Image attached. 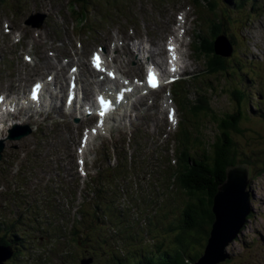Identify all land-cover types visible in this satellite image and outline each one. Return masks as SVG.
Instances as JSON below:
<instances>
[{
	"label": "rangeland",
	"instance_id": "rangeland-1",
	"mask_svg": "<svg viewBox=\"0 0 264 264\" xmlns=\"http://www.w3.org/2000/svg\"><path fill=\"white\" fill-rule=\"evenodd\" d=\"M57 1L63 8L62 12L67 14L68 11L65 10L66 8H68V6H66L65 4H69L71 0ZM159 1L161 0H140L138 1L137 7L134 4L129 7V11L131 10L130 14L132 16L135 14L136 16L140 17L141 15L139 13H149L146 17V22L152 24L155 23L156 25V27H154L153 29L152 39L151 34L146 31L147 25L145 22H143V25L140 28L139 25L133 27L128 24L125 18L121 17V22L126 32L139 39H149L152 42L151 44L155 45L159 49L158 51H156V53L158 52L159 56L164 59L167 55L166 44L168 43V49H171V51L173 47L174 41L171 39L172 34L170 33L175 32L179 36V34H181L182 32V28L178 27L180 18L185 20L183 30L186 31L185 28L189 29L190 34L188 35L186 33V36H184L183 38V45L181 44L182 48H180L186 53L196 52V54L194 56V61L188 60L187 58L184 59L186 65L183 69L184 71L186 70V68L192 69L193 72L197 65V70L199 69V72L205 73L203 74L204 76L201 75L200 80H197L198 77L194 79V82H196L197 84L195 90L199 92V96H205V107L211 109L214 115L218 117H221L227 113H234L237 110L238 105L236 103L237 101L230 95L229 92L233 88H238V90L243 93H245L244 89L252 90L253 92L250 94L248 93V95L253 96L252 98L253 100H255L254 93L257 91H262L264 89V6L261 8V11H257L250 8L252 7L250 6L251 4L245 3L242 8H234L233 12H231L232 6L227 7L225 5L226 10L231 12L229 15H227V19H225L224 15H216L220 12L219 6H217L215 17L214 14H210L214 25L221 26L223 31L233 43V51L230 57H224V59L229 61V63L226 64L230 65L229 70H231V72L229 74V71H226V73L230 76H226L225 78H223V76L221 75L213 76L208 74V72L211 71H209L206 67L207 60L209 56L210 59L213 58V54L216 53L215 50L212 49V53H210L208 57L204 53L200 52V43L203 45L205 44L202 41L207 39L206 37L210 35L211 27L213 24L210 23L204 25L203 23L208 18L207 14L209 13L207 12V10L204 8L206 14L202 16L203 20H201L196 14L193 15V12H195L197 8L191 5L190 0H171L172 3L169 5L162 4V6H157V3H159ZM218 1L221 7H223L224 3L222 2V0H217V4ZM256 2H258V4H260L259 7H261V4L264 3V0H256ZM18 4L20 6V12H23L29 6H33L32 10H34V14H42V12L45 11L42 7L39 6L37 8H34V4L31 3V0H19V3L17 2V0H9L8 2H5L4 6H2V8H4V11L0 12V32L1 27L5 22L10 23L12 16L9 12L15 11ZM46 4H43V7H45ZM139 6L141 7L140 9ZM62 12H60L59 14H61ZM181 12L185 13L187 17L184 14H180ZM248 12L250 14H248ZM135 15L133 16L134 19H136ZM60 18L61 16L58 17V20H60ZM54 22L57 23L56 20ZM60 24L61 29L65 30V32L68 33L67 28L70 26V22ZM215 28L216 27H214L213 31L215 30ZM104 32L105 31H103V34ZM103 34L101 36H98L99 40L103 38ZM65 37L68 40H66V42L62 40V47H64L69 53H73L75 47L73 44L71 45V37L69 35H66ZM168 37H170L169 42ZM12 39L13 37L9 38V42L7 44L3 43V41L0 42V48L10 49L9 47ZM140 42H142V40H139V43ZM194 48L199 51H195ZM89 50L90 52H92L93 50H95V48L93 46H90ZM171 51H169V53ZM156 59H158V56L153 55V60ZM131 70L133 71L134 77H136L138 73L141 72L135 67H132ZM197 72H195V76H197ZM186 74L187 76L185 77H182L181 75L176 76V81L184 82V90L188 87V84L189 86L193 85L192 80H189L188 82V77L192 73ZM234 74H236L238 78L235 77ZM176 84L177 83L169 86V88H164L161 91L150 93V97L152 98L153 102L158 103L161 99H163V101H168V96H170V101L177 110L175 96L173 95ZM182 85L183 83L180 84V87H182ZM256 100H258L257 97ZM143 102L145 104L148 103V101ZM254 105H256L255 102L248 103V106H252L253 110L257 111ZM243 107L244 106H242V108ZM262 109L264 110V107ZM199 115L200 113H197L196 117L190 116V123L188 124L190 137H192V132L196 137L199 133L204 135L203 138L205 141L211 142L212 139L210 137L214 136L215 127L213 124L206 122V115ZM261 115H263L264 117L263 113ZM248 116L249 118L246 122L239 123L238 127L240 128L241 133L239 135H235L234 140L236 141L235 149L237 151V156L242 160L249 158L253 161L251 163V171L249 170L250 168H247L249 171V182L247 184L249 186V190H247L246 188V191L249 192V199L247 202V210L249 209V212L245 217V220L238 234L227 245V247H225V252L228 253L231 257L230 262L222 264H264V172H261V170L264 169V122H261L259 120L260 117H257L256 115V117H254L249 113ZM181 117L182 113L179 112L177 121H179V119L181 121ZM57 123H59L60 126H63V120H60ZM44 131L45 134H47L49 140L52 141L54 139V133L56 131L53 129L52 124H50V126H48ZM151 133L155 134L154 132ZM132 139H136V137L134 136ZM105 142L107 145V150L112 153L113 147L111 145V140L106 138ZM170 142L173 143L174 140L172 142V139H170ZM57 143L61 142L58 141ZM191 144L192 151L198 149L193 141L191 142ZM26 147L28 148V151L30 153H36L37 157H40L41 154L47 153V151H49L48 148L41 149L40 147L37 148L32 145H26ZM95 147L96 143H94L92 149L94 150ZM72 150L77 153V146L73 145ZM181 151L183 152V148H181ZM86 153L89 167H98L100 158L97 155L101 154L106 157L107 154L105 151L97 149L95 151L96 158H93L91 157L92 154L87 151ZM54 168L55 171L59 170V166H54ZM2 171L8 172L7 169L0 167V172ZM168 174L169 171L165 172V181L168 179ZM43 176V183L45 184V186L52 187V184L49 183L50 176H47V174H44ZM25 182V179L20 180V183ZM176 197L183 198V196L180 195ZM179 200L180 199H175L176 202H178ZM176 202L174 203V205H169V200L164 199V205L166 206V208L162 210V216L168 218L169 220L167 221H169V223H175L177 225L180 220L178 211L182 207H177ZM83 209L86 211H92L91 201L86 202ZM2 214L8 216V211L7 213L5 211H2ZM20 217L21 215L19 217H14L15 221H9L7 219L9 222L4 223L3 226L14 224L16 230L24 231L27 226L23 225V222L19 220ZM30 217L31 218L29 219L34 220V218H36L37 216ZM38 218L49 223V220H44V218L49 219L47 218V216L39 215ZM134 218H137L140 224H134L133 221L136 220ZM125 219L127 220L126 222L128 224L125 222L120 223L116 227V229L113 230V232H121V234L127 233V235L129 236L132 235V239H139V241L133 242L131 240L130 242L124 238L120 243L118 241V244L113 247L114 250H109L110 246L107 245V241L90 244V239L87 237H83V243L81 244V246L74 247L72 245L69 249L73 251L80 258V260L85 261L87 264H140V262L147 255H150L151 257L157 256L156 263H158L157 260L163 258L161 254L165 249H174L171 248V246L176 245L174 233L176 231L179 232L177 227L173 226L175 227V229L173 230L172 226H167L168 223L163 221L162 226L160 224L157 225L156 228L160 229V231H158L155 226L152 225L151 220L145 221L141 214L137 216L136 211L127 213ZM0 221L4 222V218L1 217ZM83 223H88V219H86ZM50 224L54 226L53 222H50ZM164 227H168L170 229L169 234L163 230ZM31 229V232L34 235L32 234L28 237H24V239L28 241L27 244H29V248H27V250L29 252L26 251L27 254H25L21 246H18L16 243L11 241V249L16 253L14 254L13 260L10 259L4 264H26L25 257H30V253L35 252L37 250V246L44 247L45 244L39 245V240L35 236L36 231L34 230V228L31 227ZM83 229L84 232L87 231L88 225H83ZM96 231L97 233L100 232L99 234L101 236H103L104 231L112 232V230L103 228L97 229ZM7 232L8 230H5V233ZM78 237L81 238L80 235H78ZM52 240L53 239L50 238L48 242L52 243ZM85 244L87 245L86 248L83 247ZM8 248H10L9 245L0 247V257L3 256L6 251H9ZM196 250L200 251V248L196 246ZM61 252L65 253L67 252V250L61 249ZM81 263L82 262L80 261L79 264ZM69 264H74L73 260H70Z\"/></svg>",
	"mask_w": 264,
	"mask_h": 264
},
{
	"label": "bare ground",
	"instance_id": "bare-ground-1",
	"mask_svg": "<svg viewBox=\"0 0 264 264\" xmlns=\"http://www.w3.org/2000/svg\"><path fill=\"white\" fill-rule=\"evenodd\" d=\"M5 2H6L5 0L1 1V3H3V4L0 3L1 4L0 5V12L4 11V8H2V6H4ZM36 3L38 4L39 7L43 6L39 3L38 0ZM9 13H12V12H9ZM32 16H34L41 24L46 23L45 20L40 15L36 14V15H32ZM18 19L22 20L21 17H18ZM3 26L4 27H1L2 29L0 32V42L3 41V43L7 44L9 42V32H12L13 33V44L17 45L18 48L20 45H27L28 47L32 48L33 54L35 55V60H31V63H32L31 66H27V61L21 62L23 64V66L26 68L28 67L27 69L29 71H31V69H33L36 66L38 68L35 70V72H38V73L40 71L47 73V72L53 70L54 73L56 74L57 79H58V87H59L60 91H63V81H68V79L66 77V72L64 70L66 68V66H64L62 64L61 59L59 57H56L50 49H49L50 50L49 57L51 59H53V61H51V59L47 58V57H45L43 59V57H42L43 55L41 54L40 49H42V48L47 49V46L43 45V40L40 36H36L34 34V29L32 27H30L29 25L21 22V21H19V22L14 21L11 23L8 22V26L4 23ZM178 27L183 29L184 24L182 23V20L180 21ZM5 28H7V29H5ZM99 29H100V27L96 22L91 23L92 37L96 41H100L99 37H98ZM6 30H9V31H6ZM22 32L24 33V36L19 35V33H22ZM143 41L148 43L147 38L145 40H142V42ZM142 42H140L138 44V55L136 56V59H138L137 63L133 60L134 54H133L131 48L129 47V45L126 43L124 45V47L121 48L117 52V54L115 55V58H111L108 62L104 61L102 54L98 55V54L92 53L90 51L89 52L86 51V53L83 51H78L76 56L78 59H80L79 64L72 65V68L79 70L77 72L78 83L80 84L83 99H85L88 102H91V96H92V92L94 89V84L87 80V74H90V69L85 64L84 59L89 60L92 64H94V56L98 57V63H99L100 70L103 71V75H102L103 86L98 91H100L104 101H105V98L107 96H113L114 97L115 91L119 90L121 87H123L125 89L127 88L129 90H131L135 87L136 91L141 95V99L143 101H148L147 104H145L143 102V104L140 106H134L135 107L134 112H129L127 114H125V113L122 114L123 112H120V116L122 117V119L129 124V129L127 131L114 130L113 129V126L115 124V118L114 117H112L108 114H103L101 116L98 115L97 118H95V116L90 113V110L87 111V115H85V114L76 115V118H71V119H74L75 121L78 122L87 116V117H92V119L94 121L95 120L100 121V123L98 122L99 127L95 132H92V125L93 124H86V126H87L86 130L83 132V135H82L83 138L87 139V143H88L87 145H85L83 147V150L92 154L91 157L96 158L95 151L97 149L103 150L107 153L106 155L107 156L109 155L110 157H112L114 159L113 162L117 164L120 161V158H118L119 155L127 154V155H125V157L126 156L128 157V155H129V157H131V159H130L131 161L136 162L139 165L146 166L148 169L151 160L157 158L158 155H161V156L166 157V158L169 157L168 162H169V160L173 161L172 157H176L175 155L181 151L182 146L171 143L170 139L165 141V137H162L161 133L166 131L170 124L173 125L175 128V131L178 132L179 128H181L180 127L181 123H182V125L184 124V126H186L188 122H186L185 119L183 122H181L180 120L174 121L172 123L161 122L160 119H158V117H157V111H160V109L156 108L157 103L153 102L152 98L150 97V92L147 91L148 89L146 87L144 89L138 88L137 86H133L131 84L132 80L134 79V74H133V71L131 70V68L135 67L138 70L139 65L142 63V65H145L147 69L160 68V69H162V72L168 73L165 66L168 63H170L171 64L170 67L176 68L173 74L174 75H182V73L184 72V69L180 68L179 66L182 65V67L184 68L186 65L184 59L187 58L188 60H191L192 54L186 53L185 51H183L181 49L172 48V51L169 54H167L166 57L163 59L162 57L159 56L158 52L156 53V51H158L159 49L155 45H152L150 43V46L147 50ZM56 44H60V40H58L56 42ZM50 46L54 47V45H50V42H49V47ZM13 48H14V45L11 47V49L8 53L7 60L15 63V58L17 56V53L14 52ZM153 55L158 56V59L153 60ZM67 58L70 61V58L69 57H67ZM7 71H8L7 75H12V72L10 71V69H8ZM196 71H198V70H196ZM91 72L94 73L93 71H91ZM109 73H111V76L109 75ZM140 73H138V74H140ZM187 73L188 74L192 73V69H187ZM90 76L92 77V75H90ZM202 76H204V75H202ZM5 78H6V74H3L1 72L0 73V96L3 99H5V97H6L4 90L8 89L10 86H14L17 82L16 79H12V80H9L8 82H5ZM200 79H201V75L198 76L197 80H200ZM32 81H34V80H32ZM34 83H35L34 85L39 84V82L37 80L34 81ZM193 83H196V82L193 81ZM163 85L164 84L161 83V86H163ZM172 85H173V83H172ZM175 88H176V86H175ZM29 93L32 96V94L34 93V90H29ZM198 94H199V92H198ZM200 96H204V95H200ZM21 98H24L23 90L21 92ZM204 98H205V96H204ZM12 99L16 100L19 98L14 96V97H12ZM32 99H33V96H32ZM167 100H168V113L170 114V116L173 119H176L178 116V112L175 109V107L173 106L172 102L170 101V96H168ZM16 102L17 101H14V104H18V102L17 103ZM149 103L152 104V106H154V108L157 111H155L154 109H153V111H149L148 110ZM51 105H50V108L48 107V110H46L48 117L49 116L52 117V116L62 115L65 113L63 110H60L61 108H58L59 106H55V104H53V103ZM176 106L180 110L184 111L185 103L184 102H178L176 104ZM0 109H2L1 106H0ZM76 110L81 111L80 108H78ZM161 110H162V108H161ZM22 111H23V109L20 108L17 111V113L15 115H13V113H14L13 109L11 106L9 107V112H10V116L12 119L19 118V116H21V114H22ZM29 113H31L32 115H33V113H35L36 115H40L39 112L37 111L36 107L35 108H29V109H26L23 111L24 115H29ZM32 115L28 118L33 120ZM13 116H15V117H13ZM184 117H185V112H184ZM85 119L88 120L89 118H85ZM14 121H16V120H14ZM1 122L3 124H5V120H4L3 116H0V139L2 138ZM22 122H24V120H22ZM38 122H39V120H38ZM24 123H25L26 127H33L31 124H26L27 122H24ZM53 124H55L53 126V129L56 130L54 133V139L51 141V140H49L47 134L43 135L41 138L42 140L40 142V145L49 149V151H47V152H49L48 154H49V158L51 159L50 162H52V164H54V157L56 156L58 151L60 152L63 161L70 162L69 157L71 155H73L72 154L73 153L72 143L74 142V140L72 139V136L74 135L75 126L70 121H64L63 126H60L59 123H53ZM15 125H17V124H15ZM11 126L13 127L14 125H11ZM9 129H11V128H9ZM13 129L17 130L18 128L15 127ZM149 129H152L151 132H154L155 134L149 133L146 135V138L141 137L142 140H140L137 136V133L140 134L141 130L145 131V130H149ZM134 136L136 137V139H132ZM17 137L20 138V137H22V135L17 134ZM106 138L111 140V145L113 147L112 153L109 152L106 148L107 147L106 142H105ZM156 138H158V142H160V143H158L160 150H158V149H155V150L143 149L142 150L141 149L143 151V154L141 155V152H139L140 151L139 147L144 146L150 140H154ZM24 139H26V138H24ZM58 141L61 142V145H62L60 150H59V147L56 146V143ZM164 141H165L164 148H166L165 150H164V148L162 149V147H161V143ZM1 142H2V139L0 140V144H1ZM172 142H173V139H172ZM94 143H96V147L93 150L92 147L89 148V146H93ZM20 144L23 147L22 150H20V151L27 152L28 148L26 147V145L23 142H20ZM30 145H33V144H30ZM43 147H40V148L44 149ZM54 147H56L58 150L53 151ZM91 150H93V151H91ZM181 153H182V151H181ZM12 155L14 157H18V154L16 152L13 153ZM86 155H87L86 152L85 153L84 152L79 153V156H78L79 159H75V162L77 164L79 163V165L81 164L83 169L85 170V173H84L85 176L87 178H91V170L94 167H92V166L89 167ZM97 156L100 158V161L98 163H102L104 161V159H103L104 156L101 154H98ZM3 157H5V155L1 154L0 155V167L7 169V164L2 162ZM176 161L177 160H174L173 163H175ZM23 166H24V164H22V167ZM68 166H69V164H64L65 168ZM100 167H102V166H100ZM181 168L183 171L184 170V163H182ZM163 170H164V168H156L155 170L153 169L151 171L152 173H150V174L153 175L156 173L157 176L158 175L162 176ZM11 174L18 176L16 183H20L21 179H25L26 182L29 181L30 184H33L34 178L36 176V171L31 170L29 166H25L23 169H21L19 171H12ZM42 188L47 189L44 184H43ZM174 190L176 192V189H174ZM15 191L19 195H22V191L18 187H16ZM107 191H109L108 186H107ZM62 205H64L63 202H62ZM165 208L166 207H159L156 209H152L150 211H147L144 209L142 211L141 215L145 219V221L151 220L152 225H154L156 228L158 224H160L162 226L163 221L168 222L167 221L168 218H165L162 216V210ZM181 210H182V208H181ZM135 219L136 220H134L133 223L136 225L140 224L138 219L137 218H135ZM126 221L127 220L124 219L125 223H127ZM168 225L169 224H167V226ZM157 230L160 231V229H157ZM163 230L168 234L170 233V229L168 227H164ZM60 248L66 249L70 254H72L73 256L77 257L80 260V258L77 255L73 254L68 248H66L64 246H61ZM80 261L83 264H87L83 260H80ZM196 263L197 262L195 261L193 264H196Z\"/></svg>",
	"mask_w": 264,
	"mask_h": 264
},
{
	"label": "trees",
	"instance_id": "trees-1",
	"mask_svg": "<svg viewBox=\"0 0 264 264\" xmlns=\"http://www.w3.org/2000/svg\"><path fill=\"white\" fill-rule=\"evenodd\" d=\"M203 1L209 4V9L210 7H212L213 10L217 9V0ZM228 2L230 3V1ZM216 33L218 34L219 32L217 31L215 34ZM203 50L207 49L203 48ZM206 54L209 56V51H207ZM226 63H229V61L214 53L213 58L210 59L208 57L207 60L206 67L211 71L208 73L213 76L221 75L223 78L230 76V65ZM226 71H229V74H227ZM229 92L237 101L238 108L234 113H227L221 117L215 116L211 109L205 107L204 96L197 97L196 100L198 102L186 101L185 103V117L182 118L181 122L185 119L186 122L189 123L190 116L196 117L197 113H200L199 116L206 115V122L214 125L215 134L210 137L212 139L211 142L205 141L203 138L204 135L199 133L196 137L192 132V137L189 138V132L183 128L184 124L182 125L181 123L178 137H187L189 141L192 138L193 143L198 149H195L192 155V152H189V147L184 144L182 145L184 170L179 172L180 177L176 181L177 187L184 193H182L184 195L183 198H180L181 201L179 200L176 202L177 207L181 206L182 210L180 209L178 211L180 220L177 225L175 223L171 224L169 221L167 222L169 224L168 226H172L173 230L177 227L179 232L176 231L174 233L176 245L171 246V248L174 249L169 248L163 251L161 255L164 257V260H162L160 264H193L195 261L197 262L198 258L203 253L204 246L209 237L211 225L215 220V215L213 213L214 197L217 194L219 185L226 181V172L228 168L247 166L251 171V163L253 161L249 158L242 160L237 156L234 137L241 133L238 125L240 122H246L248 120L249 113L254 117H260V119H258L264 122V117L261 115L262 113L264 114V110L262 112V107H264V89L261 95L257 93L258 96L261 97L260 100L257 101V104L254 105L256 109H258L257 111L253 110L252 106H248V103H252V101L247 100L246 93L239 92L236 89H232ZM242 106L244 107L242 108ZM256 112L259 115L253 114ZM261 172H264V169L261 170ZM82 237L89 238L90 243L102 242L101 236L95 233L92 236L87 233ZM22 242L24 241L22 240ZM5 243V238L1 239L0 244ZM196 246L200 248V251L196 250ZM25 254H27V252H25ZM28 258L29 257H25V260H27L26 263H28ZM11 260H13V258ZM230 260L231 259L226 260L223 263H229Z\"/></svg>",
	"mask_w": 264,
	"mask_h": 264
},
{
	"label": "water",
	"instance_id": "water-1",
	"mask_svg": "<svg viewBox=\"0 0 264 264\" xmlns=\"http://www.w3.org/2000/svg\"><path fill=\"white\" fill-rule=\"evenodd\" d=\"M215 52L222 57L231 55V49L221 38L215 43ZM247 168V166L228 168L226 181L219 185L214 197L213 213L215 220L211 225L203 253L196 264H221L230 259V255L225 252V247L238 234L249 212V209L247 210L249 192L246 191L249 182ZM11 255V251H6L0 257V264L8 261Z\"/></svg>",
	"mask_w": 264,
	"mask_h": 264
},
{
	"label": "snow or ice",
	"instance_id": "snow-or-ice-1",
	"mask_svg": "<svg viewBox=\"0 0 264 264\" xmlns=\"http://www.w3.org/2000/svg\"><path fill=\"white\" fill-rule=\"evenodd\" d=\"M169 51H171V49H169ZM25 59H28L27 57H25ZM94 66H96L97 68H99V63H98V57H95L94 56ZM109 75L111 76V73H109ZM150 82L152 83V86L155 87V83L154 81L151 80V77H150ZM33 99H35V95H33ZM99 102L101 105H104L105 108H107V105L105 104V101L103 98H99ZM103 115V113H101Z\"/></svg>",
	"mask_w": 264,
	"mask_h": 264
},
{
	"label": "flooded vegetation",
	"instance_id": "flooded-vegetation-1",
	"mask_svg": "<svg viewBox=\"0 0 264 264\" xmlns=\"http://www.w3.org/2000/svg\"><path fill=\"white\" fill-rule=\"evenodd\" d=\"M101 240L104 242V238L102 237ZM85 247H87V245L85 244ZM161 262H158V264H160Z\"/></svg>",
	"mask_w": 264,
	"mask_h": 264
}]
</instances>
